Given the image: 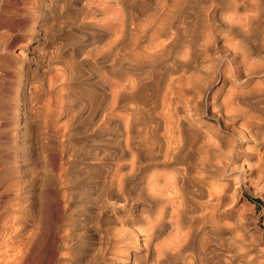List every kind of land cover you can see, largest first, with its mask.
<instances>
[{
	"label": "rangeland",
	"instance_id": "rangeland-1",
	"mask_svg": "<svg viewBox=\"0 0 264 264\" xmlns=\"http://www.w3.org/2000/svg\"><path fill=\"white\" fill-rule=\"evenodd\" d=\"M53 1L54 0H0V7H1L0 13L2 12V14H0V18H1L0 21L3 20V22H0V34L1 33H5L4 36L5 37L7 36L6 37L7 40L5 39V37L3 35L0 37V41H1L0 44L4 45V44H7L9 42L8 46L5 45V49H6L5 52H0V54H2V55H0V83L2 84V85L0 84V103H1L0 104V115L2 116L0 118V120L2 121V122H0L1 123L0 124V129H1L0 130V135H1L0 136L1 137L0 138V166H1V168H0V170H1V172H0V174H1L0 175V185H1L0 186V191L3 190V189L4 190L5 189H9L10 190L9 192H11L10 194H12V196H13V194H17V192H18V194L16 196L17 198L15 199V202H19V208H20V206H22L20 209H21V212L23 211L22 213H24V214H22L20 212V213H18V215L21 214L19 216L22 217V219L24 218L26 220L25 223H26V225H30L29 228L31 226H33L32 229L31 228L29 229L28 226H26V228L28 230H31L30 231L31 234H30V236L28 238H24L25 240H28V244H27L28 248L25 251V254H24L25 256L23 255L25 258L24 257L21 258V260L23 262L20 261V263H24V264H30V263L31 264H63V263L64 264H74V263L75 264H83V263L84 264H90V262H92V264H110L107 261V258L109 256L108 252H109L110 249L109 248H105V247L109 246V244L108 245L107 244L103 245V243H101V242H103L102 239L101 240H97L96 235L92 237L90 235V232H92V231L94 232L95 231L97 234H100V235L102 234L103 235L102 237H106V236L109 237V236L113 235V233L117 232L118 230L119 231L122 230V229L129 230L131 227L132 228L137 227L135 229H138V230L142 229L138 233L139 236L137 235V242L141 243L142 240H143L142 238L146 235V233L148 231L146 229V226L144 224H142V223L139 224V222H135V223L134 222L133 223H129V222L118 223V222L115 221V219L113 218V210L110 208V204H113V202H114L113 200L114 199L113 198H109V195L106 194L107 193V189L106 188H105V190L103 192L102 191L100 192V190H102V189L99 190L98 189L99 188V184H97V182L100 179L99 176H97V174L99 172L98 173L95 172V171H94L95 173L93 172V170H95L96 167L98 169L100 168V167H98V160L95 159V161H94V159L87 158L88 157L87 155H90L92 153V151L95 152L96 148H102V149L107 148L108 149L111 146V143L110 144H109V142L107 143V141H108L107 138L111 137V134H110L111 131L109 130L110 124L107 125V124L101 122V118H102L101 115L97 114V116H96V114H95L98 111L97 107H98V104L100 103L98 100L101 99L100 97H99V99H96L98 97L96 95L97 94L100 95V93L104 94V92H107V89L111 87V82L114 81L115 78H116L115 77L116 75L114 73L115 69H113V68H115V66L113 65L112 57H114V56L112 55V53L110 52L107 56H104L102 58L99 56L100 50L106 48L107 43L112 38V36L110 35L111 32H112V30H111L112 28H110V27H106L105 28V26L108 23L112 22L113 19L118 18L121 14L122 15L126 14L125 17L130 18L128 16L129 12H131V13L134 12V14H135L134 18H133V15L130 13L131 14V18H133L132 20H134L135 22H143V21H141L142 19L149 20V18L152 17V13L156 14V13L160 12L161 9L164 12H165V9L167 11H170L167 15L164 16L163 22H165V24H166L165 25V30L160 35L159 40L160 39L161 40L164 39L165 42H166L167 37H169V36H170V38H168L169 40H167V41H171L173 39H177L178 40L177 41L178 42V46L180 47L179 48L180 54L179 53L178 54H179V57L182 58L181 60L187 61L186 58L195 59V64H194V62H192V64H191V67H192L191 68V70H192L191 74H192V78H194L196 80H191V85H192V83H194V81H196L197 84H195L196 83L195 82L194 83L195 86H193L194 84L192 86L190 85L191 87L187 86L186 88H188V89L186 90V88H183L185 90H183L181 92L182 95H184V97H186L187 99H189L192 96L190 100H192V101L194 100L193 103L196 101V103L193 104L194 110L196 112H193L194 110H192V114L193 113H196V114H193L190 117L192 118L194 116L193 117V120H194L193 122L194 123H199L200 120H203V122L205 124L204 123L203 124L199 123L197 125H200L201 130H202L201 133H203L208 140H209V138L212 140L213 137L216 136V135H224V136H227V137L231 138V137H233V135L231 134L230 129L231 128H233V129L235 128L236 129V128H238V126H242L241 124L243 122V119L237 117L233 123L231 121L230 122H224L223 119H221L219 116H217L218 115V111L221 112V109L223 111V108L220 107L221 108L220 110H217V108L215 110H213V108H211V107H213L215 104H219L220 103L219 101L222 100L221 97L224 98V96H229L232 93L233 94L231 95V98L234 100L233 102L240 100L241 104H240V101H238L237 104L238 105L240 104L241 106L244 104L247 107L246 104L250 101L249 99L254 98V97L248 98V95H249L250 91L251 90L254 91L255 89L257 91L258 89H260V87L264 88V86H263L264 72L262 70H259V71L256 70V71H253V73L251 72L252 74L250 73V75L247 77V79L243 80L244 82L242 81L239 84H236L235 86L229 85L227 80H225L223 82L225 74L221 73L222 72L221 71L222 68L224 69V67L228 68V66H231L230 62L228 61V59H230V58L231 59L234 58L235 60H239L240 59L239 61H237L238 63H240L241 60H242V57L245 56L244 53H248V52L251 51L249 53V55H247L246 59H248V61L251 60L250 62H255L257 60L256 64L258 65V62H260V61H258V60H260L259 57H261L260 54H262L264 56V54H263L264 53V45H261V44L258 45L257 44L258 45L257 48H253L252 47V43H254L253 41H257L258 40L259 43L260 42L264 43V36H263L264 33H261V30H262V32H264V6L260 7V8H256L257 5H258L257 3H259L261 0H256V2H255V0H252V2H255L256 4L255 3L252 4L250 0H179V1L176 0V5L175 6L173 5V2L171 0H158V1L157 0H134V2L136 4L135 7L131 4L132 1L130 3L131 7L128 6L129 5L128 3L130 2V0H129V2H128V0H121L122 2L118 1L119 5L117 4V1H115V3H116L115 4L113 2L114 0H109V1H107V0H100V1L99 0H95V1L94 0H60L58 2L57 6L55 7L56 8L55 9L53 6H51V2H53ZM63 1H65V3H63ZM125 1H127L126 3L128 5L125 3ZM248 1L251 4H249ZM96 3H97V5H96ZM107 3H109L108 6H110L111 4H113V5L108 7V6H106ZM63 4H64V6H63ZM122 4L126 5L127 7H129V8H127L129 12L128 11L126 12V10L124 9L125 7ZM101 5L103 6V8H102ZM115 5H117V8L119 6V8L121 10L119 8L117 9ZM141 5H144V7L146 8L145 9L146 10L145 11V15H143V16L141 14H139V12L141 11V10H139V7ZM164 5H165L166 8H164ZM162 6H163V8H162ZM41 7H42V10L44 9L43 11L41 10ZM60 7H62V9ZM57 8H59V9H57ZM130 8H131V10H129ZM134 8L137 11L132 10ZM254 8H256V9H254ZM85 9H87L88 11L85 10ZM45 10L47 12L51 11V13L49 15L47 14L48 18H43V15L46 14ZM54 10H56V11H54ZM70 10L73 11V12H71ZM254 10L257 11L256 14H255ZM33 11L35 12V14H34ZM76 12L79 13V14H77ZM85 12H86V14H85ZM114 12L118 14V17H116L117 15ZM75 13L77 15H75ZM5 14H8L9 16L7 15V17H4V16H6ZM256 15H257V20H256L257 22H255L253 24L255 26L254 29H253V27H250V28L247 29L246 28L247 26L245 27L246 23H244L247 20L246 18L252 17V16L255 17ZM141 16H142V18H140ZM245 16H247V17H245ZM243 18H245V19H243ZM42 19H45V20H42ZM7 22H9V23H7ZM41 23H43V26H45V27H43L41 25ZM95 23H97V25ZM239 24H240V27H239ZM255 24H257V26ZM170 26L171 27L173 26V27L170 28ZM235 26H236V28L234 29L233 27H235ZM241 26H242L243 30H242ZM93 27L97 31V33H95L96 31H94V32L92 31V30H94ZM154 27H155L154 25H151V29L147 30L148 34L152 32V28H154ZM256 27H257V30L255 29ZM47 28H48V30H47ZM173 28H174L175 32L173 31ZM175 28H177V29H175ZM251 28L253 30L249 31V29H251ZM11 29H12V31H10ZM43 29H46L45 31H46V37H47V38L45 37V39L47 41L44 40L45 43H46V46L44 44L43 47H44V49H45V47H47L45 49V51L46 50H47V52L50 51V53L53 52L52 59L54 61L50 60V63H51L49 65L50 68H45L44 67L43 71H41L42 73H39V74L37 73V75L34 77V80H35L34 82L36 84H37V81H38V83L40 81L41 82L43 81L44 83H47V84H44L43 82L42 83L40 82L41 85H42V89L36 91L35 95L33 96L34 98L29 99V101L27 102L29 108H31V109H28L27 113H25V116L26 117L28 116V121H27L28 123H26V125L28 124L30 127L33 125L31 128L27 125L26 126L27 129H31L32 133H34V131L36 133L37 131L40 130L39 133L37 132L38 134L37 133L36 134L39 136V137L38 136L37 137L39 138V140H41L40 142L43 143L45 147L43 146V148H41L42 151L39 154H37V155H31V154L29 155V154H27L26 156H24V155H22L25 152L24 149L23 148H19V146L17 147L18 143H15V142H18V138L16 139L12 135L13 132H15L14 130H16V133H18L21 127H20V125H17V127H16V124L14 123V120L12 119V113L11 112H12V107L14 106L13 99L16 97V92L18 91L17 89H18V84L20 82L19 80L24 78V75H26L25 73L29 74V72L26 71V69L28 70V69H30L32 67L31 66L32 63L30 64V61H28V56L34 54L35 50L36 51L38 50V49H36V47H37L36 38L41 36L42 33L44 34L45 31L43 32ZM169 29H171V32H173L172 34H171V32H169ZM238 29H239V31H238ZM245 29H246V31H245ZM40 30H41V32H40ZM98 30L101 31L100 35L101 34L102 35L105 34L106 31L109 32V34L107 33L108 34L107 36L103 35L104 38L101 35L102 38H100V36L98 35L100 31H98ZM103 30H105V31H103ZM241 30L244 31V32H242ZM7 31H8V33H7ZM48 31H49V33H48ZM91 31L94 34H92ZM251 31L252 32L255 31L254 33L256 35L253 34V33H250ZM256 31L258 33L259 32L261 33L260 35H262V38H261V36L259 34H257ZM87 32H90V33L87 34ZM239 32H241V33H239ZM246 32H249L250 35H252L254 37V39H253V37H251L249 35V33H246ZM12 34H14V35H12ZM86 34L88 35V39L91 38V39L95 40L94 41L95 43H93V41L90 40V39H89V41L85 40V38L87 39ZM95 34H97L100 39H97V35H95ZM166 34H168V35H166ZM169 34H171V35H169ZM8 35L10 36V38H9ZM89 35H91V36L94 35L96 37L94 39V38H92L93 36L90 37ZM108 36H111V37H109L110 38L109 40H108V38L107 39L105 38V37H108ZM257 36H259L260 39L257 38ZM148 37L149 36H147V37L142 39V41L140 42V44L142 46H145V45L147 46V43L149 44L150 38H148ZM250 38H252V39H250ZM255 38H257V39H255ZM81 39L83 40V42H85V44H81L83 46H81L80 45L81 42H79ZM102 39H104V41ZM146 40L148 42H146ZM2 41L3 42L6 41V42L3 44ZM90 41H92V42H90ZM105 41H106V43H104ZM77 42H79V43H77ZM88 42H90L92 44H90V43L88 44ZM86 43L89 46H87ZM198 43H199V45H198ZM104 44H106V45H104ZM10 45H11V47H10ZM85 46H87V47H85ZM54 47H56V48L53 49ZM57 48H58V50L60 52L57 50ZM79 48L83 52H80ZM248 48H249V50H247ZM231 49H232V51H234L233 53L231 52ZM54 50H56L55 51L56 53H54ZM184 50H185V53L187 55L183 54ZM187 50H189V52ZM181 51H183V52L181 53ZM243 51H244V53H243ZM258 51H260V53H258ZM120 52L122 54L123 51H120ZM235 52H236V54H235ZM237 52H239V53H237ZM87 53H88V56H87ZM240 53H241V55H240ZM242 53H243V55H242ZM82 54H83V56H82ZM181 54H183V55H181ZM69 56H71V57H69ZM229 56H230V58H228ZM1 57H2V59H1ZM107 57H108V59H107ZM207 57H209L210 59H207ZM213 57H214V59H213ZM217 57H219V58H217ZM251 57H252V59L254 61H252ZM62 58H64V59H62ZM71 58H73V60H71ZM103 58L105 60L109 61V62H107L105 60L102 61ZM205 58H206V60H205ZM67 59H68V62H67ZM86 59H88V60H86ZM93 59H94V61H93ZM218 59L221 62H218ZM212 60H213V62H211ZM65 61H66V64H63L62 62H65ZM98 61L99 62L101 61L99 63L100 65L99 64L94 65V64L98 63ZM215 61H216L217 65L214 64ZM5 62H6V64H5ZM52 62H53V64H52ZM94 62H96V63H94ZM105 62H107V63H105ZM206 62H207V64L205 65L206 68L209 67V68H212V69H209V68L206 69L204 67V64ZM78 63H79L80 66L77 65ZM198 63H199V65H198ZM223 63H224V65H223ZM2 64H4V65L2 66ZM227 64H228V66H227ZM66 65L67 66L69 65V66L67 67ZM211 65L213 67H211ZM241 65L243 66V64H241ZM241 65H240V67H241ZM7 66L9 68H7ZM16 66H17V68H16ZM149 66H150V63H145L143 68L144 67L147 68ZM193 66L195 68H193ZM202 66H203V69H205L204 72H203ZM218 66H220V67H218ZM65 67H67V68H65ZM70 67H71V69H70ZM219 68H221V69H219ZM47 69H49V70H47ZM67 69H69L73 73V76L72 75L71 76H72V78L73 77L74 78L72 79L73 81L70 80L71 83L68 80H65L67 78L71 79V78H69L70 77L69 76L70 71L67 70ZM18 70H22V71H18ZM59 70H60V72H59ZM64 70L67 71L69 74H67L66 72L64 73L65 76L60 74ZM207 70H209V71H207ZM211 70H213V71H211ZM215 70H217V71H215ZM11 71H13V72H11ZM75 71H76V74L74 73ZM205 71L207 73H210V71H211V73L213 72V74H211V73L210 74H205ZM7 72H9V73H7ZM216 72H217V74H216ZM12 73L15 74V75L10 76V75H12ZM19 73L22 74V75H20ZM77 73L80 74V75H78ZM66 74H67L68 77L66 76ZM156 74L157 73H153V75H154L153 76L152 73H151V75L153 77L158 76V74L157 75ZM18 75H20V76H18ZM212 75L215 76V78H212L213 77ZM41 76H44V78L42 77V79H41ZM58 76H59V78H58ZM60 76H62V79H61ZM84 76H86V77H84ZM241 76H243L242 67H241ZM14 77H15V79H14ZM19 77H21V78H19ZM198 77H201L200 80H199ZM211 78H212V80H211ZM74 79L77 82H74ZM94 79L95 80H97V79L99 80V82L101 83V87H102L101 89H100V86L97 84L98 82L96 81L97 82L96 83ZM197 79L199 81H197ZM209 79L212 81V83L210 82ZM82 80H83V82H82ZM55 81H57V82H55ZM66 81H67V83H70V84H67ZM59 82H64V85H66V86H63V88L59 87ZM208 82H210V83H208ZM56 83H57V85H56ZM94 83H95V85H98L97 89H96L95 85L94 86L92 85ZM65 87H67L68 89L72 87L73 89L67 90V91H69V93H67V91L64 93V91L66 89ZM54 88H55V91H54ZM92 88H94V89H92ZM103 89H105L106 91L105 90L103 91ZM110 89H112V88H110ZM110 89H108V90H110ZM231 89L234 90V91H232ZM42 91H43V93H42ZM94 91H95V93H93ZM96 91L99 92V93H96ZM51 92H52V94H51ZM56 92L57 93L61 92V93L57 94ZM230 92H231V94H230ZM76 93H77V96L75 95ZM90 93L94 94L95 96L90 94ZM226 93H228V94H226ZM68 94H69V96H68ZM72 94H73V97H72ZM88 94H90V95H88ZM37 95L39 96V98H40V96L44 95L42 97L44 99L40 98L41 99L40 100L38 98H35ZM47 96L49 97L48 100H47ZM196 97L199 98L200 100L197 99ZM2 98H4V99H2ZM83 98L85 99V101L83 100ZM92 98H94V100L90 101ZM35 99L40 100L39 101L40 103H37L38 101H36V103H35L37 105L32 103V101H34ZM218 99H221V100H218ZM241 99H243V100H241ZM78 100H79V102H78ZM95 100L98 101L97 104L94 103L95 105H97V107L95 105L94 106L92 105L93 101H95ZM41 101H42V103H41ZM88 101H90V102H88ZM73 102L75 103V105L77 104L76 105L77 107L75 106L76 109H75V113L74 114L72 113V112H74V103ZM80 102L82 104L81 106L79 105ZM82 102H84L86 104H83ZM242 102H244V103H242ZM51 103L52 104L55 103V104L51 105ZM128 103H130L129 105L132 106V105L136 104L137 102H135V100L131 99V100L128 101ZM33 104H34V106H33ZM42 105H43V107H42ZM78 105L80 106V108L82 107L83 110L84 109L85 110L84 111L83 110L78 111L80 109ZM84 105H86L89 108V110H87L88 108H86V106H84ZM244 105L242 106L243 108H244ZM58 106H59V108H58ZM34 107H35V109H34ZM39 107H41V108H39ZM71 107H73V108H71ZM94 107L96 108V110H95ZM37 108H38L39 112L42 111L41 112L42 115L40 114L41 115L40 117L38 116V111H36L37 115L35 114V110ZM42 108L43 109L46 108L45 110H47V111L41 110ZM51 108L53 110H50ZM210 108H211V110H210ZM92 109L94 111H92ZM29 110H31L30 112H32L34 114L30 113ZM69 110H71V111L73 110V111L70 112ZM5 111H6V113H5ZM52 111H53V113H52ZM86 111H89V112H92V113H88L86 115L85 114V113H87ZM8 112H9V114H8ZM68 112H70V113H68ZM77 112H79L80 117H79V114ZM98 112L100 113V111H98ZM179 112L182 113L181 111H179ZM43 113H44V115H43ZM61 113H62V115H61ZM46 114L49 115V117L52 119V121L54 123L57 121L55 124H58L59 127L61 126L62 128H58L56 130H52L51 132L45 131V129H43L41 127L42 126V122L41 121L43 120V116H46ZM68 114H70L69 115L70 119H69ZM83 114L86 115L84 117L86 120L83 118V116H84ZM89 114H92V117H88ZM3 115H4V117H3ZM81 115H83V116H81ZM99 115H100V118H99ZM32 116H33L34 119H32ZM36 116L39 117L38 121H36L37 119H35V118H37ZM260 116H261V119H262V115H260ZM263 116H264V113H263ZM57 117L58 118L60 117L61 119L57 120ZM65 117H66V121H64V122L66 124L63 121H62V123H58L59 121L61 122V120H63V118L65 119ZM93 117H98L100 121L98 120V118H94V120L96 119L97 122H96V120L94 121ZM9 119H11V120H9ZM87 119H91V120H87ZM3 120H4V122H3ZM5 120H7V121H5ZM77 120H80V122L77 121ZM82 121H85V122L82 123ZM36 122H39V123H36ZM67 122L70 123V124L67 125L68 124ZM263 122H264V119H263ZM10 123H11V125H10ZM31 123H35V124H31ZM37 126H39V127H37ZM69 126H71L72 128L69 127ZM188 127H191V124ZM32 128H33V131H32ZM67 128H68V130H67ZM87 129H89V130L87 131ZM91 129H93V130H91ZM209 130H211V131H209ZM67 133L68 134H73V135L71 136V135H68ZM76 133H78V134L76 135ZM104 133H106V134H104ZM107 134L109 135V137L105 138V136H107ZM103 135H104V137H102ZM57 137H59V138H57ZM248 137L249 136H246V138H245L247 141L244 140V141L241 142L239 140L238 141L236 140V142H237L236 144L239 143L238 144L239 146L243 145V146L247 147V150L249 149L250 152L253 151L251 153V155H249L248 159L244 161L246 163L241 161V157L238 158L237 162L239 163L241 161V163H242L241 168H242V172L244 174L241 173L239 175V173L237 171H231L229 167L232 168L233 165H229L230 164V162H229L228 165H226L224 167V171L219 172L220 173V174H218L219 176H215L214 177V179H217V181H214L216 186L220 185L219 187H217L215 189H217V190H219V192L223 193L222 199H221V203H222L223 206L225 205L224 206L225 208L224 207H222V208L224 210H228L229 211V212L226 211V213L223 214L220 217V219H219V223L221 225L225 226L224 227L225 231H223V233L221 232L220 237L226 243V247L228 246L227 248H224V250L222 251V255L225 256L227 254L226 255V257H228L227 260H226V257H223V256H221V257H223L226 261H228V259H229L231 261V264H237V262H238V264L243 263V254L246 255L247 259L248 258H250V259L251 258H256L257 262H255L253 264H257V263L258 264H264V172L261 170V164H259V162H262V161L258 157V155H261L260 152L264 150V147H263L264 145L254 146L253 138H250L251 136L249 138ZM98 138L100 140L103 138L105 141L106 140L107 141H106V143H104L105 141L104 142H102V141L97 142ZM11 139H13L14 141L11 140ZM50 139L51 140L53 139L55 141H51ZM13 142H14V144H13ZM35 142H36V144H38L37 142H39V141H35ZM40 142H39V144H40ZM101 142L103 143V146H102ZM63 143H64V145H62ZM99 143L101 144V146H100ZM107 145H108V147H107ZM77 146H79V147H77ZM223 147H224V145H223ZM61 148L67 150L68 153H69V150H70V152H73V157H72V155L68 157L69 160H71L72 162L67 163L69 160L68 161L65 160V157H66L65 152H64V154H61L62 156L60 155V151L59 150ZM79 148H80V150H79ZM85 148H87V149H85ZM84 149L87 150V151H85ZM88 149H89V151H88ZM223 149H221L222 152L226 154L227 153V148H223ZM257 149H258L259 152H257ZM77 150L80 151V152L78 153ZM13 151H15V152L18 151V153L17 154L13 153ZM3 152H6V153H3ZM18 154H20V155H18ZM74 154L79 155V156H76ZM82 154H84V155H82ZM92 154L90 156H92ZM262 154H263V152H262ZM255 155H257V158H259V159H257ZM56 156H58V157H56ZM84 156H86V157H84ZM20 158L24 159V160H21ZM41 159H43V160H41ZM55 159H57V160H55ZM83 159L86 160V161H84ZM2 160H3V162H2ZM12 160H14V161H12ZM35 160H36V162H35ZM88 160H90V161H88ZM257 161H258V164H257ZM21 162H24V163H21ZM32 163L33 164L35 163L34 165H32L33 167L31 166ZM14 164L16 166H14ZM41 164L43 165L42 167H41ZM54 164H55V166H54V170H53L52 168H53ZM81 164H82L83 167L81 166ZM86 164L89 165V166H87ZM7 165H9L11 167L12 171L10 170V174H8L9 171L6 168H3L5 166H7ZM11 165L14 166V167H12ZM25 165H27L29 167L31 166L32 168L28 169L29 167H27ZM49 165H52V167L50 168ZM90 165H92V166H90ZM93 166H94L95 169L91 168ZM17 167H19V169ZM23 167H24V169H23ZM73 167L76 168V169L78 167L79 168L76 170ZM163 167L164 166L159 164V163L152 164V165H150L148 167L149 169L146 168V171H144L143 175H144V177L145 176L146 177H150V176H152L154 174H159V175H161V178H162V175H164L165 173H168L169 170H170L168 167H164V168ZM33 168H34V171L32 170ZM42 168H44V171H43ZM70 168H72L71 171H69ZM4 169H6V170H4ZM30 170L32 171L33 174L31 173ZM64 170H66V171H64ZM18 171L22 172V173H19ZM26 171H28V173ZM90 171H92L91 174H90ZM96 171H97V169H96ZM101 171H104L103 168L101 169ZM34 172H35L36 176H35ZM61 172H62V174H61ZM72 172H74V173H72ZM147 172H148V174H147ZM14 173H15V175H14ZM23 173H25L26 176H25V174L23 175ZM92 173L95 174L94 175L95 178L98 177L97 178L98 180H95L96 182L94 181L95 178H93ZM100 173L103 174V172H100ZM100 173L98 175H101ZM42 174H43V176H42ZM75 174H76V176H75ZM235 174H237L239 177L236 176ZM56 175L57 176L59 175V176L57 177ZM78 175H81V178H79ZM147 175H150V176H147ZM259 175H261V176H259ZM6 176H7V178H6ZM19 176H20L21 179L19 178ZM22 176H23V178H22ZM32 176H34L35 178L32 177ZM62 176L64 177L65 180L61 178ZM30 177H32V178H30ZM39 177H42L41 180H40ZM67 177H68V179H67ZM76 177H77V180H76ZM234 177L236 179H234ZM260 177H263V178H260ZM37 178H39V181H38ZM232 178L235 181H230V179L232 180ZM17 179H19V180H17ZM26 179H27L28 182L26 181ZM29 179H31V180L29 181ZM32 179H34L35 182L37 180V183L32 182L33 181ZM22 180H24L26 182H24ZM56 180H57V182H56ZM67 180H69V181H67ZM7 182L10 183V184H8ZM136 182H137L136 180H133L132 183H134V184L132 185V183H130V185L132 186V190L135 189L134 190L135 193H136V186H137V185L135 186ZM26 183H30V184H28V186H26L27 185ZM34 183H35V186H34ZM92 183H93V185H90ZM5 184H7V185H5ZM31 184L33 185V187H32ZM86 185H88V186L86 187ZM224 185L226 186V188L223 187ZM15 186H17V187H15ZM21 186H22V188H21ZM26 187H28L29 189L28 188L26 189ZM51 187H53V189ZM214 187H215V185H214ZM88 188H90L91 190L88 189ZM219 188L221 189V191H220ZM15 189H17V190H15ZM20 189H21V191H19ZM223 189H228V190H225L227 192L228 196L225 197L224 194H226V192ZM28 190L30 191V193H29ZM95 190L99 191L100 193L96 192ZM9 192H7L8 195L7 194L6 195H2L3 200H6V199L12 197L9 194ZM84 192L86 194L90 193L91 195L88 196L89 195L88 194L87 196H85L86 194ZM71 193L73 194V196L71 195ZM135 193L133 195H136ZM21 194L23 195V197H22ZM29 194H31V195L29 196ZM102 196H104V197H102ZM87 197H88V199L90 201L87 199ZM91 197H93V199H94V197H96L97 199H99L100 202L98 203V200L96 201V198H95V200H93ZM19 198H21V200ZM34 198L37 199V200L32 202L34 200ZM107 198H109L108 201L106 200ZM38 200H39L40 203L38 202ZM58 200H59L60 203L57 202ZM87 200L89 201L90 204L95 201L96 203L95 202L93 203L95 206H93L92 204L91 205L90 204L86 205L88 203ZM101 200H104V201L102 202ZM28 201L31 202V204L27 203ZM86 201H87V203H86ZM91 201H93V202H91ZM226 201H227V203H226ZM23 202L27 203L25 205L29 204L28 205L29 207L28 206L25 207ZM41 202H43V203H41ZM79 202L82 203V204H80ZM20 203H21V205H20ZM36 204L38 205L39 208H37ZM83 204H85V205H83ZM79 205H80V207H79ZM105 205L106 206L108 205V206L104 209L103 207H105ZM90 206H93V207H90ZM143 206H144V208L147 207L146 205H143ZM84 207L89 208V210H91V209L92 210L87 212L88 209L85 208V210H86L85 211V210H83ZM153 207H155V209H157L156 205H154ZM75 208H77V209H75ZM79 208H80V210H79ZM155 209H153V211ZM31 210L33 212L36 211L34 213L35 215L33 214V212ZM84 211H85V213L87 212L86 213L87 215L84 213ZM95 211H97V212H95ZM30 212H32V213H30ZM81 212H82V214H80ZM91 212L94 213V214L92 215ZM29 213L33 214L34 216L30 215ZM88 213H90V214L88 215ZM71 214H73V215H71ZM26 215H28V216H26ZM151 215L153 216L154 212ZM229 215H231V217ZM225 217H227V218H225ZM76 218H78V219H76ZM84 218H86L87 220L84 219ZM93 218H94L95 221L93 220ZM28 219L31 221L30 223H29ZM90 219L93 220V221L91 222ZM27 220H28V222H27ZM88 220L90 221L89 223H88ZM225 220H227L228 223H227V221L224 222ZM32 221H33V223L34 222L35 223L33 224ZM85 221H87V222H85ZM82 222H83V224H82ZM123 224H125V225H123ZM143 225L145 227V231L143 229ZM234 225H236V227ZM128 226H130V227L128 228ZM142 231L145 233V235H144V233H140ZM181 231L182 232H180V233H183L184 229L183 230L181 229ZM240 232L243 233V236L245 235V237H243ZM170 233L171 234L173 233V234L171 235ZM170 233L169 234L165 233L164 236L161 235L160 237L161 238L163 237V238L161 239L160 237H158V240H156L157 242L156 241L155 242L157 244H162V245L164 243L167 244L168 242L171 241V239L173 238V235H174V232H170ZM222 234H224L225 236L222 235ZM167 236L169 237L168 239H167ZM226 236H228L230 238H228L225 241V237ZM233 237L238 238V241L234 240ZM174 238H175V235H174ZM245 238H246V240H244ZM169 239H170V241H169ZM164 240H166V242ZM7 241L10 242L9 240H7ZM91 241H93V242L91 243ZM239 241H243V242H239ZM242 244H244V245H242ZM230 245H232V246H230ZM49 246H51L52 248L50 249ZM102 247H103V249H102ZM98 248H99V250H97ZM104 248H105V250H104ZM93 249H94V251H93ZM226 249H229V250H228V252L225 253V251H227ZM49 250H50V254L51 255L49 254ZM188 250L189 249H187L185 251V253H184V255H185L184 257H186L185 259L184 258L183 259L177 258L178 260H176L175 258H172L174 260L173 261L171 258H169V259L160 258L161 261H159L158 264H172V263L173 264H179V262L181 260L182 261L180 262V264H189V263L191 264L192 262L194 264H196L195 260H196V262H198V261H197V259L193 260V258H196L195 254L193 253L194 251H192L191 249L189 251ZM236 250H237V252H234ZM244 250H245V253L243 252ZM114 251H116V250H114ZM132 251L133 250L128 251V256H130V253H132ZM191 251H192V253L189 254ZM121 252H123V251H118L117 253L121 254ZM187 252H189V253H187ZM229 252H231L232 254L229 253ZM97 253H99V254H97ZM141 253H142V251L139 250V254H141ZM102 254L105 255V256L103 257ZM230 254H231V256H230ZM252 254H254V255L252 256ZM47 255H50V258ZM189 255H191V258H190ZM209 255H210V257H209ZM209 255L208 254L206 255L208 257L206 259V261L205 260L204 261L201 260V262H203V263H201V262L199 263L198 262L197 264H206V263L209 264L208 262H210V264H214L213 263L214 259L212 260V258H211L212 254H209ZM138 256L139 257H138L137 260H135L134 264H141V263L145 262L144 261L145 259H144V257L142 255H141L142 257L140 255H138ZM230 257H231L232 260L230 259ZM86 258L88 259L87 261H86ZM24 259L25 260L27 259V260L25 261ZM130 259L131 258H128V260H127L128 262L127 263H129V262L131 263ZM117 260H121V259H117ZM162 260H164V261H162ZM168 260H169L170 263H168ZM235 260H237V261H235ZM228 263L230 264L229 261L226 264H228ZM247 263L250 264L249 262H247ZM147 264H157V263L150 261Z\"/></svg>",
	"mask_w": 264,
	"mask_h": 264
},
{
	"label": "bare ground",
	"instance_id": "bare-ground-1",
	"mask_svg": "<svg viewBox=\"0 0 264 264\" xmlns=\"http://www.w3.org/2000/svg\"><path fill=\"white\" fill-rule=\"evenodd\" d=\"M60 0H54L53 2H51V6H53L54 8L57 6L58 2ZM95 1V0H94ZM100 1V0H99ZM109 1V0H107ZM115 1L122 2L121 0H114L113 2L115 3ZM132 1V3H131ZM158 1V0H157ZM173 2V5H176V0H171ZM179 1V0H178ZM252 4H254L256 2H252V0H250ZM127 1H125L126 3ZM129 2V0H128ZM143 2V1H142ZM141 2V3H142ZM156 2V1H155ZM168 2V1H167ZM249 2V1H248ZM261 2V3H260ZM259 3H257V7L256 8H260L264 6V0L260 1ZM63 3H65V1H63ZM81 3V2H80ZM130 3L135 7L136 4L134 2V0H130V2L127 4L128 6L131 7ZM135 5H134V4ZM249 2V4H251ZM94 4V3H93ZM116 4V3H115ZM148 4V3H147ZM256 4V3H255ZM62 5V4H61ZM92 5V4H91ZM97 5V3H96ZM109 3H107L106 6H108ZM113 5V4H111ZM110 5V6H111ZM119 5V4H118ZM121 5V4H120ZM123 5V4H122ZM64 6V4H63ZM62 6V7H63ZM95 6V5H94ZM93 6V7H94ZM102 6V5H101ZM108 6V7H110ZM117 8V5H115ZM124 9L126 10V12L128 11L126 5H123ZM252 6V5H251ZM256 6V5H255ZM62 7H60L62 9ZM88 7V6H87ZM114 7V6H113ZM138 7V6H137ZM51 8V7H50ZM89 8V7H88ZM91 8V7H90ZM103 8V6H102ZM101 8V9H102ZM119 8V6H118ZM117 8V9H118ZM163 8V6H162ZM164 8L165 5H164ZM253 8V7H252ZM254 8V9H256ZM1 9V7H0ZM56 9V8H55ZM59 9V8H57ZM77 9V8H76ZM108 9V8H107ZM120 9V8H119ZM146 8L144 7V5H141L139 7V10H141L139 12V14H141L142 16L145 15V10ZM3 10V9H2ZM1 10V11H2ZM42 10V7H41ZM44 10V9H43ZM42 10V11H43ZM75 10V9H74ZM78 10V9H77ZM87 10V9H85ZM84 10V11H85ZM90 10V9H89ZM94 10V9H93ZM121 10V9H120ZM124 10V11H125ZM131 10V8L129 9ZM134 11H137L134 9H132ZM253 10V9H252ZM258 10V9H257ZM46 11V10H45ZM56 11V10H54ZM71 11V10H70ZM76 11V10H75ZM74 11V12H75ZM88 11V10H87ZM255 11V10H254ZM31 12V11H30ZM34 12V11H33ZM59 12V11H58ZM73 12V11H71ZM93 12V11H92ZM129 12V11H128ZM170 11H167L165 9V12L162 11V9L160 10V12L158 13H152V17L149 18V20L147 19H142L141 21L143 22H135L134 20H132L134 18V12L128 13V16L130 18L125 17L126 14L124 15H120L118 17V14L115 13L118 17L116 19H113L112 22L108 23L106 27H110L112 28V32H111V36L112 38L110 39L108 37H105L106 39L108 38V40L110 39V41L107 43L106 48L101 49L100 50V54L99 56L102 58L104 56H107L110 52L112 53V55L114 57H112L113 60V65L115 66V80L111 82V87L112 89L108 90L107 92H104V94L100 93L97 94L96 96H98L96 99H99V97L101 99H99L98 101L100 102L97 105L98 101H93L92 105L96 106L98 108V111H100V113L97 111L95 114L97 116V114L101 115V122L109 125V130L111 131V137H109V135L107 134L106 137L107 138V143L109 142V144L111 143L110 148H96L95 152L92 151V156L87 155L89 159H95L98 160V167H100L99 169L96 167V169L93 167V172H103V174L98 175L99 176V181L97 182V184H99V190L100 192L104 191L105 188L107 189V193L109 195V198H113L114 202L113 204H110V208L113 210V218L115 219L116 222L118 223H124V222H129V223H135V222H139L144 224L146 226L147 229V233L145 235V233L142 231L140 233H144V237L142 238V242L139 243L137 242V235L139 236V231L142 230H138L135 228H130L129 230L126 229H122V230H118L117 232L113 233V235L109 236V237H102L103 235L101 234H97L95 231L90 232V235L93 237L96 235L97 240H101L104 244H109V246L105 247V248H109V256L107 258V261L110 264H134L135 260L138 259V255H142L144 257V261L141 264H145L146 262H155V263H159L160 258L162 259H169V258H175L176 260L179 259H185L186 257H184V253L187 249H191L192 251H194L193 253L195 254L197 261L200 263L201 260L202 261H206V259L208 258L206 255L208 254H212L211 258L212 260L214 259L213 263L214 264H226L228 261L231 264V261L226 257V255H222V251L224 250V248L226 247V243L224 242V240L220 237L221 232L223 233V231H225L223 225H221L219 223V219L220 217L226 213V211L228 210H224L222 207H224L221 203V199H222V195L223 193L219 192V190L215 189L219 186H216L214 181H217V179H214L215 176H219L218 174H220L219 172L224 171V167L226 165H228V163L230 162L229 165H233V167H229L231 171H237L239 173V175L242 172V163L241 161H245L248 159L249 155H251L250 150H247V147L243 146V145H238L236 144V140L238 141H244L246 140V136H251L250 138H253V142H254V146H259V145H264V88L258 89L256 91V89L253 91L251 90L248 98L254 97L252 99H249L247 102V107L244 105V108L240 105L241 101H240V106L237 104L238 101L233 102L234 100L231 98V92L234 91L232 90L230 92L231 95L229 96H224L221 97V100L219 101V104H215L213 107V110H215L217 108V110H220L222 107L223 111L221 109V112L218 111V115L221 119H223L224 122H234L235 119L237 117L243 119L242 122V126H238V128H231V134L233 135V137H227L224 135H216L213 137V139L211 140L209 138V140L205 137V135L203 133H201V127L200 125H197L199 123H204L203 120H200L199 123H194L193 121V117L191 118L190 116H192V110H194L193 104L196 103V101L193 103L191 99V97L189 99H187L186 97H184V95H182V91L185 90L183 88H186L187 86L191 85V80H196L194 78H192V74H191V64L192 62H194L195 64V59H187V61H183L181 60L182 58L179 57V46H178V40L177 39H173L171 41H167L169 40L167 37V40L165 42L164 39H160L159 37L160 35L163 33V31L165 30V22H163L164 20V16L167 15ZM257 11H255L256 14ZM4 13V12H3ZM6 13V12H5ZM46 14L43 15V18H48V15L51 13V11H46ZM56 13V12H55ZM77 13V12H76ZM79 14V13H77ZM95 13V12H94ZM122 13V12H121ZM133 15V18H131V14ZM175 13V12H174ZM254 13V12H253ZM260 13V12H259ZM2 14V12L0 13ZM35 14V12H34ZM38 14V13H37ZM36 14V15H37ZM48 14V15H47ZM86 14V12H85ZM151 14V13H150ZM4 15V14H3ZM2 15V16H3ZM7 17L8 14H5ZM40 15V14H39ZM95 15V14H94ZM113 15V14H112ZM253 15V14H252ZM258 15V14H257ZM257 15L255 17H248L246 18V23L245 27L248 29L250 27H253L254 29V23L257 22ZM9 16V15H8ZM42 16V15H41ZM81 16V15H80ZM139 16V15H138ZM137 16V17H138ZM142 16L140 18H142ZM74 17V16H73ZM76 17V16H75ZM247 17V16H245ZM114 18V17H113ZM242 18V17H241ZM1 19V18H0ZM7 19V18H6ZM5 19V20H6ZM33 19V18H32ZM90 19V18H89ZM245 19V18H243ZM45 20V19H42ZM95 20V19H94ZM7 21V20H6ZM81 21V20H80ZM92 21V20H91ZM0 22H3V20H1ZM34 22V21H33ZM36 22V21H35ZM71 22V21H70ZM9 23V22H7ZM6 23V24H7ZM39 23V22H38ZM45 23V22H44ZM104 23V22H103ZM107 23V22H106ZM171 23V22H170ZM238 23V22H237ZM241 23V22H240ZM76 24V23H75ZM97 25V23H95ZM101 24V23H100ZM34 25V24H33ZM41 25L43 26V23H41ZM46 25V24H45ZM88 25V24H87ZM91 25V24H90ZM151 25H154L155 27L152 28V32L148 34L147 30L151 29ZM169 25V24H168ZM172 25V24H171ZM236 25V24H235ZM238 25V24H237ZM242 25V24H241ZM253 25V26H252ZM257 26V24H255ZM259 25V24H258ZM31 26V25H30ZM40 26V25H39ZM80 26V25H79ZM233 26V25H232ZM261 26V25H260ZM2 27V26H1ZM9 27V26H8ZM45 27V26H43ZM103 27V26H102ZM167 27V26H166ZM173 27V26H172ZM170 26V28H172ZM230 27V26H229ZM240 27V24H239ZM238 27V28H239ZM244 27V28H245ZM234 29L236 28L233 27ZM242 28V26H241ZM260 28V27H259ZM258 28V29H259ZM9 29V28H8ZM37 29V28H36ZM94 29V27H93ZM168 29V28H167ZM177 29V28H175ZM252 28L249 29L253 30ZM257 30V27L255 28ZM262 29V28H261ZM42 30V29H41ZM40 30V32H41ZM46 29H43V32ZM48 30V28H47ZM90 30V29H89ZM101 30V29H100ZM98 30V31H100ZM243 30V28H242ZM241 30V31H242ZM12 31V29L10 30ZM51 31V30H50ZM93 32L96 31L95 29L92 30ZM91 31V32H92ZM105 31V30H103ZM174 31V28H173ZM177 31V30H176ZM239 31V29H238ZM246 31V29H245ZM248 31V30H247ZM259 31V30H258ZM6 32V31H5ZM30 32V31H29ZM37 32V31H36ZM52 32V31H51ZM92 32V34H94ZM166 32V31H165ZM169 32H171V29H169ZM168 32V33H169ZM175 32V31H174ZM237 32V31H236ZM244 32V31H242ZM255 32V31H254ZM254 32H250L255 34ZM257 32V31H256ZM8 33V31H7ZM49 33V31H48ZM85 33V32H84ZM90 32H87V34ZM97 33V31L95 32ZM101 31L99 32V36L100 38L103 37V35H108L109 32L106 31L105 34H101ZM103 33V32H102ZM108 33V34H107ZM173 32H171L172 34ZM241 33V32H239ZM249 33V32H246ZM249 33V35H250ZM261 33L262 32L261 30ZM260 32L257 34H261ZM41 34V33H40ZM45 34V35H44ZM44 34L42 33L41 36L36 38V44L37 47L36 49H38L37 51H34V54L29 55L28 56V61H30V64L32 63V67L30 69H26V71L29 72L25 73L26 75H24V78L19 80V84H18V91L16 92V97L13 99V104L14 106L12 107V119L14 120V123L17 125H20V130L18 133H16V130H14L15 132H13V136L17 139L18 138V143L17 147L19 146V148H23L24 149V156H26L27 154H31V155H37L39 154L44 146L43 143H41L39 140V136L37 135L39 133V131H37L35 133L31 132V129H27V125L26 123H28V116H25V113H27L29 108L27 102L29 101V99L34 98L33 96L35 95L36 91L42 89V85L41 83L43 82H39L37 81V84L34 82V77L37 75V73H42L41 71H43L44 67L45 68H50L49 65L50 60L54 61L52 59L53 57V52L50 53V51L47 52V50L45 51V49L47 47H43V45L46 43L44 40L46 37V31L44 32ZM52 34V33H51ZM87 39L85 38V40H92L93 43H95L93 39L89 38L88 39V35ZM169 34V35H171ZM4 36L5 33H1V36ZM11 35V34H10ZM14 35V34H12ZM97 35V34H95ZM97 35V39H100ZM168 35V34H166ZM241 35V34H240ZM246 35V34H245ZM256 35V34H255ZM254 35V36H255ZM9 36V35H8ZM81 36V35H80ZM90 37L94 38L96 36L94 35H89ZM149 36L148 38H150L149 44L147 43V46H142L140 44V42L142 41L143 38ZM177 36V35H176ZM251 37H253L252 35H250ZM249 36V37H250ZM262 38V35H260ZM264 36V34H263ZM5 37V36H4ZM3 37V38H4ZM7 37V36H6ZM5 37V39H6ZM14 37V36H13ZM78 37V36H77ZM85 37V36H84ZM173 37V36H172ZM171 37V38H172ZM245 37V36H244ZM10 38V36H9ZM8 38V39H9ZM12 38V37H11ZM47 38V37H46ZM82 38V37H81ZM104 38V37H103ZM184 38V37H183ZM246 38V37H245ZM257 38L260 39L259 36H257ZM255 38V39H257ZM50 39V38H49ZM52 39V38H51ZM186 39V38H185ZM192 39V38H191ZM252 39V38H250ZM254 39V37H253ZM3 40V39H2ZM7 40V39H6ZM104 41V39H102ZM164 40V41H163ZM197 40V39H196ZM195 40V41H196ZM47 41V40H46ZM74 41V40H73ZM72 41V42H73ZM78 41V40H77ZM90 41V42H92ZM102 41V42H103ZM1 42V41H0ZM3 42V41H2ZM6 41L3 42V44ZM8 42V41H7ZM11 42V41H10ZM70 42V41H69ZM79 42L80 45L81 44H85V42H83V40L81 39ZM77 42V43H79ZM87 42V41H86ZM88 42V44L90 43ZM100 42V41H99ZM146 42H148L146 40ZM189 42V41H188ZM249 42V41H248ZM254 43H252V47L253 48H257V46L259 44L264 45V43H259V41H253ZM9 43V42H8ZM7 44H0V52H5V45L8 46ZM48 43V42H47ZM67 43V42H66ZM65 43V44H66ZM98 43V42H97ZM106 43V41L104 42ZM187 43V42H186ZM250 43V42H249ZM70 44V43H69ZM73 44V43H72ZM71 44V45H72ZM92 44V43H90ZM146 44V43H145ZM191 44V43H190ZM258 44V45H257ZM64 45V44H63ZM62 45V46H63ZM79 45V46H80ZM87 45V43H86ZM106 45V44H104ZM199 45V43H198ZM201 45V44H200ZM260 45V46H261ZM4 46V47H3ZM83 46V45H81ZM89 46V45H87ZM85 46V47H87ZM92 46V45H91ZM11 47V45H10ZM71 47V46H70ZM186 47V46H185ZM192 47V46H191ZM56 47H54L53 49H55ZM63 48V47H62ZM89 48V47H88ZM250 48V47H249ZM249 48L247 50H249ZM13 49V48H12ZM11 49V50H12ZM52 49V48H51ZM84 49V48H83ZM82 49V50H83ZM233 49V48H232ZM231 52L233 53L234 51ZM263 49V48H262ZM58 50V48H57ZM252 50V49H251ZM254 50V49H253ZM10 51V50H9ZM56 50H54V53ZM59 51V50H58ZM57 51V52H58ZM80 52L81 49L79 48ZM120 51H123L122 54ZM189 52V50H187ZM229 51V50H228ZM240 51V50H239ZM262 51V50H261ZM12 52V51H11ZM60 52V51H59ZM58 52V53H59ZM183 51H181L182 53ZM251 52V51H250ZM243 53L245 54V58L242 57L241 60V64H243V66L238 63L237 61L239 60H234L230 58V56L228 58V61L230 62L231 66H228V68L224 69L222 68V72L224 75V79L223 82L225 80L228 81L229 85L231 86H235L236 84H239L240 82H242L243 80H246L247 77L250 75V73L253 71H259L262 70L264 72V56L262 54L260 58V62H258V65L255 62H250L248 61L247 55H249V53ZM253 52V51H252ZM14 53V52H13ZM21 53V52H20ZM19 53V54H20ZM24 53V52H23ZM179 53V54H178ZM228 53V52H227ZM239 53V52H237ZM242 53V55H243ZM258 53H260V51H258ZM7 54V53H6ZM25 54V53H24ZM23 54V55H24ZM84 54V53H83ZM82 54V56H83ZM183 54L185 53V50L183 52ZM181 54V55H183ZM236 54V52H235ZM234 54V55H235ZM256 54V53H255ZM264 54V53H263ZM2 55V54H0ZM22 55V54H21ZM111 55V54H110ZM187 55V54H186ZM185 55V56H186ZM189 55V54H188ZM241 55V53H240ZM253 55V54H252ZM27 56V55H26ZM66 56V55H65ZM68 56V55H67ZM88 56V53H87ZM90 56V55H89ZM98 56V55H97ZM222 56V55H221ZM227 56V55H226ZM225 56V57H226ZM254 56V55H253ZM263 56V57H262ZM24 57V56H23ZM71 57V56H69ZM111 57V56H110ZM190 57V56H189ZM194 57V56H193ZM56 58V57H55ZM83 58V57H82ZM85 58V57H84ZM90 58V57H89ZM94 58V57H93ZM219 58V57H217ZM240 58V57H239ZM244 58V59H243ZM2 59V57H1ZM57 59V58H56ZM55 59V60H56ZM64 59V58H62ZM66 59V58H65ZM92 59V58H91ZM90 59V60H91ZM108 59V57H107ZM111 59V58H110ZM185 59V60H186ZM207 59H210L209 57H207ZM214 59V57H213ZM216 59V58H215ZM221 59V58H220ZM252 59V57H251ZM71 60H73V58H71ZM80 60V59H79ZM88 60V59H86ZM100 60V59H99ZM105 59L103 58L102 61H104ZM206 60V58H205ZM217 60V59H216ZM262 60V61H261ZM5 61V60H4ZM92 61V60H91ZM90 61V62H91ZM94 61V59H93ZM107 61V60H105ZM227 61V62H228ZM252 61H254L252 59ZM68 62V59H67ZM97 62V61H96ZM94 62V63H96ZM101 62V61H100ZM98 61V63L94 64L97 65L100 63ZM109 62V61H107ZM105 62V63H107ZM203 62V61H202ZM213 62V60L211 61ZM218 62H221L218 59ZM228 62V63H229ZM250 62V63H249ZM63 64H66L65 62H62ZM103 63V62H102ZM145 63H150V66L147 68H143ZM204 63V62H203ZM209 63V62H208ZM6 64V62H5ZM13 64V63H12ZM53 64V62H52ZM112 64V63H111ZM207 62L204 64V67L206 68ZM216 64V61L215 63ZM4 64H2L3 66ZM79 65V63L77 64ZM100 65V64H99ZM199 65V63H198ZM209 65V64H208ZM217 65V64H216ZM224 65V63H223ZM243 70V76H241V67ZM260 65V66H259ZM6 66V65H5ZM67 66V65H66ZM69 66V65H68ZM67 66V67H68ZM80 66V65H79ZM112 66V65H111ZM195 66V65H194ZM193 66V68H195ZM215 66V65H214ZM221 66V65H220ZM218 66V67H220ZM11 67V66H10ZM14 67V66H13ZM12 67V68H13ZM64 67V66H63ZM65 67V68H67ZM96 67V66H95ZM211 67H213L211 65ZM7 68H9L7 66ZM17 68V66H16ZM19 68V67H18ZM25 68V67H24ZM83 68V67H82ZM209 68V67H207ZM206 68V69H207ZM215 68V67H214ZM14 69V68H13ZM20 69V68H19ZM23 69V68H22ZM60 69V68H59ZM71 69V67H70ZM203 69V66H202ZM212 69V68H209ZM221 69V68H219ZM218 69V70H219ZM12 70V69H11ZM46 70V69H45ZM49 70V69H47ZM63 70V69H62ZM69 70V69H67ZM76 70V69H75ZM205 69H203L204 72ZM18 71H22V70H18ZM70 71V70H69ZM94 71V70H93ZM114 71V70H113ZM209 71V70H207ZM213 71V70H211ZM210 71V73H211ZM217 71V70H215ZM214 71V72H215ZM13 72V71H11ZM46 72V71H45ZM60 72V70H59ZM58 72V73H59ZM69 74L67 71H62L60 74L64 75V73ZM79 72V71H78ZM86 72V71H85ZM111 72V71H110ZM220 72V71H219ZM6 73V72H5ZM9 73V72H7ZM22 73V72H21ZM76 74V71L74 72ZM153 73H157L158 76L153 77L152 75ZM186 73V74H185ZM207 73L205 71V74H210ZM251 73V74H252ZM262 73V72H261ZM11 74V73H10ZM20 74V73H19ZM66 74V76H67ZM74 74V75H75ZM78 74V73H77ZM95 74V73H94ZM105 74V73H104ZM156 74V75H157ZM213 74V72L211 73ZM217 74V72H216ZM2 75V74H1ZM15 74L12 73L13 76ZM22 75V74H20ZM18 75V76H20ZM73 73L70 71L69 74V78L71 79H65L68 80L70 82V80H72V76ZM80 75V74H78ZM100 75V74H99ZM215 75V74H214ZM65 76V75H64ZM76 76V75H75ZM82 76V75H81ZM208 76V75H207ZM213 76V75H212ZM211 76V77H212ZM44 78V76H41ZM62 79V76H60ZM68 77V76H67ZM80 77V76H79ZM86 77V76H84ZM210 77V76H209ZM21 78V77H19ZM18 78V79H19ZM46 78V77H45ZM59 78V76H58ZM66 78V77H65ZM199 80L201 77H198ZM212 78H215V76H213ZM211 78V80H212ZM15 79V77H14ZM50 79V78H49ZM64 79V78H63ZM99 79V78H98ZM95 80V82L101 87V83L99 82V80ZM106 79V78H105ZM203 79V78H202ZM44 80V79H43ZM46 80V79H45ZM51 80V79H50ZM109 80V79H108ZM112 80V79H111ZM197 79V81H199ZM210 80V79H209ZM210 80V82L212 83V81ZM222 80V79H221ZM60 81V80H59ZM63 81V80H62ZM73 81V80H72ZM85 81V80H84ZM88 81V80H87ZM46 82V81H45ZM48 82V81H47ZM50 82V81H49ZM57 82V81H55ZM74 82H77L74 79ZM83 82V80H82ZM196 81H194L195 83ZM208 82V83H210ZM222 82V81H221ZM244 82V81H243ZM3 83V82H2ZM10 83V82H9ZM44 83V82H43ZM67 83V81H66ZM71 83V82H70ZM67 83V84H70ZM100 83V84H99ZM108 83V82H107ZM190 83V84H189ZM192 83V85L194 84ZM247 83V82H246ZM257 83V82H256ZM1 84V83H0ZM6 84V83H5ZM47 84V83H44ZM197 84V82L195 83ZM195 84L193 86H195ZM262 84V83H261ZM2 85V84H1ZM50 85V84H49ZM57 85V83H56ZM93 86L95 85L92 84ZM95 85L96 89L97 86ZM191 85V86H192ZM209 85V84H208ZM224 85V84H223ZM5 86V85H4ZM51 86V85H50ZM49 86V87H50ZM55 86V85H54ZM64 82H59V87L63 88ZM92 86V87H93ZM185 86V87H184ZM190 86V87H191ZM228 86V85H227ZM260 86V85H259ZM263 86H264V82H263ZM262 86V87H263ZM94 87V88H95ZM105 87V86H104ZM103 87V88H104ZM189 87V88H190ZM10 88V87H9ZM48 88V87H47ZM65 91L64 93L69 90V89H73L71 88H67L65 87ZM92 88V89H94ZM255 88V87H254ZM257 88V87H256ZM44 89V88H43ZM51 89V88H50ZM106 89V88H105ZM103 89V91L105 90ZM188 88H186L187 90ZM253 89V88H252ZM10 90V89H9ZM203 90V89H202ZM207 90V89H206ZM4 91V90H3ZM45 91V90H44ZM49 91V90H48ZM55 91V88H54ZM93 91V90H92ZM106 91V90H105ZM194 91V90H193ZM198 91V90H197ZM201 91V90H200ZM205 91V90H204ZM40 92V91H39ZM47 92V91H46ZM53 92V91H52ZM51 92V94H52ZM62 92V91H61ZM60 92V93H61ZM83 92V91H82ZM4 93V92H3ZM38 93V92H37ZM43 93V91H42ZM45 93V92H44ZM57 93V92H56ZM57 93V94H60ZM67 93H69V91H67ZM66 93V94H67ZM95 93V91L93 92ZM96 93H99L96 91ZM239 93V92H238ZM237 93V94H238ZM47 94V93H46ZM54 94V93H53ZM74 94V93H73ZM72 94V97H73ZM92 94V93H90ZM88 94V95H90ZM185 94V93H184ZM228 94V93H226ZM242 94V93H241ZM40 95V94H39ZM77 96V93L75 94ZM74 95V96H75ZM87 95V96H88ZM94 95V94H92ZM4 96V95H3ZM38 96V95H37ZM35 98H42L44 95L39 96ZM49 96V95H48ZM47 96V100L48 97ZM65 96V95H64ZM69 96V94H68ZM95 96V95H94ZM93 96V97H94ZM187 96V95H186ZM5 97V96H4ZM52 97V96H51ZM79 97V96H78ZM85 97V96H84ZM214 97V96H213ZM59 98V97H58ZM65 98V97H64ZM91 98V97H90ZM197 98V97H196ZM4 99V98H2ZM35 99L34 101H32V103H36V101H38L37 103H40L38 100ZM44 99V98H42ZM46 99V98H45ZM61 99V98H60ZM135 100V102H137L134 105H129L130 103H128L129 100ZM193 99V98H192ZM199 99V98H197ZM236 99V98H235ZM66 100V99H65ZM77 100V99H76ZM83 100L85 101V99L83 98ZM94 100V98H92L90 101ZM200 100V99H199ZM214 100V99H213ZM237 100V99H236ZM243 100V99H241ZM7 101V100H6ZM51 101V100H50ZM88 101V102H90ZM198 101V100H197ZM12 102V101H11ZM49 102V101H48ZM72 102V101H71ZM75 102V101H74ZM73 102V103H74ZM79 102V100H78ZM10 103V102H9ZM42 103V101H41ZM50 103V102H49ZM83 104H86L84 102H82ZM95 103V104H94ZM128 103V104H127ZM211 103V102H210ZM244 103V102H242ZM1 104V103H0ZM6 104V103H5ZM33 104V106H34ZM55 104V103H53ZM51 103V105H53ZM60 104V103H59ZM63 104V103H62ZM66 104V103H65ZM68 104V103H67ZM37 105V104H35ZM45 105V104H44ZM77 105V104H76ZM75 103H74V112H72L71 110H69L70 112H72L73 114L75 113ZM79 105L81 106V102L79 103ZM78 105V106H79ZM79 106V108H80ZM86 106V105H84ZM43 107V105H42ZM77 107V106H76ZM196 107V106H195ZM41 108V107H39ZM47 108V107H46ZM46 108H42L41 110H45ZM59 108V106H58ZM73 108V107H71ZM85 108V107H84ZM86 108H88L86 106ZM95 108V107H94ZM93 108V109H94ZM100 108V109H99ZM197 108V107H196ZM210 108V110H211ZM35 109V107H34ZM91 109V108H90ZM92 109V111H94ZM204 109V108H203ZM40 110V109H39ZM50 110H53L52 108ZM58 110V109H57ZM62 110V109H61ZM78 110V109H77ZM83 110V108L81 107L78 111ZM85 110V109H84ZM83 110V111H84ZM89 110V108L87 109ZM96 110V108H95ZM212 110V111H213ZM31 110H29L30 112ZM36 111H38V108L35 110V114ZM47 111V110H45ZM66 111V110H65ZM91 111V110H90ZM179 111H181L182 113H180ZM204 111V110H203ZM42 111H38V116L40 117L42 115L41 113ZM51 112V111H50ZM49 112V113H50ZM68 112V113H70ZM87 113H85L86 115L88 113H92L89 111H86ZM193 112H196L195 110ZM216 112V111H215ZM2 113V112H1ZM6 113V111H5ZM32 113V112H30ZM46 113V112H45ZM53 113V111H52ZM66 113V112H65ZM79 114V112H77ZM76 113V114H77ZM94 113V112H93ZM124 113V114H123ZM9 114V112H8ZM34 114V113H32ZM31 114V115H32ZM41 114V115H40ZM37 115V114H36ZM44 115V113H43ZM55 115V114H54ZM59 115V114H58ZM62 115V113H61ZM66 115V114H65ZM70 114H68L69 116ZM84 115V114H83ZM81 115V116H83ZM84 115L83 118L86 116ZM99 115V118H100ZM204 115V114H203ZM262 115V119L261 116ZM9 116V115H8ZM76 116V115H75ZM2 116L0 115V118ZM4 117V115H3ZM6 117V116H5ZM37 117V116H36ZM39 117L35 118L37 119L36 121H38ZM62 117V116H61ZM80 117V114H79ZM78 117V118H79ZM88 117H92V114H89ZM87 117V118H88ZM68 118V117H67ZM94 118H98V117H93ZM98 118V120H99ZM30 119V118H29ZM32 119L33 116H32ZM61 119L60 117H57V120ZM70 119V116H69ZM73 119V118H72ZM85 119V118H84ZM11 120V119H9ZM31 120V119H30ZM81 120V119H80ZM80 120H77L80 122ZM86 120V119H85ZM87 120H91V119H87ZM96 120V119H95ZM94 120V121H95ZM7 121V120H5ZM62 121H66V117L65 119L63 118V120H61V122L59 121L58 123H62ZM69 121V120H68ZM100 121V120H99ZM0 122H2L0 120ZM4 122V120H3ZM10 122V121H9ZM33 122V121H32ZM42 122V128L45 129V131H49L51 132L52 130H56L58 128H62L61 126L59 127L58 124H55L52 119L49 117L48 114H46V116H43V120ZM70 122V121H69ZM72 122V121H71ZM85 121H82V123ZM88 122V121H87ZM97 122V120H96ZM39 123V122H36ZM65 123V122H64ZM68 123V122H67ZM73 123V122H72ZM78 123V122H77ZM76 123V124H77ZM91 123V122H90ZM93 123V122H92ZM1 124V123H0ZM3 124V123H2ZM14 124V125H15ZM31 124H35V123H31ZM66 124V123H65ZM70 123H68L67 125H69ZM189 124V125H188ZM191 127H188L190 126ZM205 124V123H204ZM11 125V123H10ZM38 125V124H37ZM58 125V126H57ZM64 125V124H63ZM79 125V124H78ZM97 125V124H96ZM29 126V125H28ZM33 126V125H32ZM31 126V127H32ZM73 126V125H72ZM86 126V125H85ZM30 127V126H29ZM30 127V128H31ZM39 127V126H37ZM36 127V128H37ZM65 127V126H64ZM71 127V126H69ZM99 127V126H98ZM102 127V126H101ZM106 127V126H105ZM235 127V126H234ZM35 128V127H34ZM72 128V127H71ZM96 128V127H95ZM107 128V127H106ZM4 129V128H3ZM105 129V128H104ZM108 129V128H107ZM207 129V128H206ZM228 129V128H227ZM1 130V129H0ZM6 130V129H5ZM38 130V129H37ZM60 130V129H59ZM63 130V129H62ZM68 130V128H67ZM72 130V129H71ZM85 130V129H84ZM89 129H87L88 131ZM93 130V129H91ZM106 130V129H105ZM212 130V129H211ZM209 130V131H211ZM3 131V130H2ZM10 131V130H9ZM33 131V128H32ZM44 131V130H43ZM78 131V130H77ZM95 131V130H94ZM104 131V130H103ZM208 131V132H209ZM229 131V132H230ZM5 132V131H4ZM8 132V131H7ZM66 132V131H65ZM108 132V131H107ZM215 132V131H214ZM217 132V131H216ZM6 133V132H5ZM10 133V132H9ZM72 133V132H71ZM3 134V133H2ZM68 134V133H67ZM66 134V135H67ZM78 133H76L77 135ZM94 134V133H93ZM101 134V133H100ZM106 134V133H104ZM48 135V134H47ZM68 135H73V134H68ZM98 135V134H97ZM1 136V135H0ZM5 136V135H4ZM38 136V137H37ZM58 136V135H57ZM62 136V135H61ZM68 137V136H67ZM104 137V135L102 136ZM248 137V138H249ZM1 138V137H0ZM59 138V137H57ZM101 138V137H100ZM247 138V139H248ZM7 139V138H6ZM5 139V140H6ZM14 139V138H13ZM11 139V140H13ZM49 139V138H48ZM56 139V138H55ZM64 139V138H63ZM66 139V138H65ZM68 139V138H67ZM215 139V140H214ZM51 140V139H50ZM49 140V141H50ZM57 140V139H56ZM14 141V140H13ZM35 141H39L37 142L38 144H36ZM51 141H55V140H51ZM65 141V140H64ZM102 141L104 142L105 140L102 138L101 140L98 138V141ZM106 141L104 143H106ZM111 141V142H110ZM247 141V140H246ZM61 142V141H60ZM101 142V143H102ZM5 143V142H4ZM62 143V142H61ZM14 144V142H13ZM59 144V143H58ZM57 144V145H58ZM100 144V143H99ZM64 145V143L62 144ZM224 145V147H223ZM238 145V146H237ZM101 146V144H100ZM103 146V143H102ZM9 147V146H8ZM45 147V146H44ZM51 147V146H50ZM70 147V146H69ZM74 147V146H73ZM76 147V146H75ZM79 147V146H77ZM108 147V145H107ZM246 149H245V148ZM261 147V146H260ZM264 147V146H263ZM4 148V147H3ZM53 148V147H52ZM59 148V147H58ZM67 148V147H66ZM71 148V147H70ZM69 148V149H70ZM223 148H227V153H223L221 149ZM2 149V148H1ZM57 149V148H56ZM83 149V148H82ZM87 149V148H85ZM84 149V150H85ZM90 149V148H89ZM88 149V151H89ZM11 150V149H10ZM17 150V149H16ZM55 150V149H54ZM75 150V149H74ZM80 150V148H79ZM224 150V149H223ZM263 150V149H262ZM8 151V150H7ZM60 155L64 154L65 152V160H69V156L72 155L73 157V152L69 153L67 152V150L61 148L60 150ZM76 151V150H75ZM74 151V152H75ZM78 151V150H77ZM87 151V150H85ZM91 151V150H90ZM261 151V150H260ZM80 151H78L79 153ZM82 152V151H81ZM257 152L258 149H257ZM263 152V154H262ZM6 153V152H3ZM13 153H18L13 151ZM22 153V152H21ZM44 153V152H43ZM83 153V152H82ZM86 153V152H85ZM2 154V153H1ZM58 154V153H57ZM261 155H258V157L260 158V160L262 162H259V164H261V170L264 172V150L260 152ZM20 155V154H18ZM41 155V154H40ZM76 155V154H74ZM84 155V154H82ZM2 156V155H1ZM5 156V155H4ZM10 156V155H9ZM62 156V155H61ZM79 156V155H76ZM75 156V157H76ZM257 158V155H255ZM16 157V156H15ZM23 157V156H22ZM30 157V156H29ZM35 157V156H34ZM42 157V156H41ZM58 157V156H56ZM86 157V156H84ZM241 157V161L238 163V158ZM251 157V156H250ZM36 158V157H35ZM39 158V157H38ZM61 158V157H60ZM257 158V159H259ZM19 159V158H18ZM21 159V158H20ZM30 159V158H29ZM34 159V158H33ZM32 159V160H33ZM62 159V158H61ZM64 159V158H63ZM78 159V158H77ZM81 159V158H80ZM86 159V158H85ZM24 160V159H21ZM38 160V159H37ZM43 160V159H41ZM57 160V159H55ZM59 160V159H58ZM84 160V159H83ZM8 161V160H7ZM6 161V162H7ZM14 161V160H12ZM27 161V160H26ZM74 161V160H73ZM86 161V160H84ZM90 161V160H88ZM3 162V160H2ZM36 162V160H35ZM55 162V161H54ZM62 162V161H61ZM72 162L71 160H69L67 163ZM20 163V162H19ZM24 163V162H21ZM27 163V162H26ZM25 163V164H26ZM58 163V162H57ZM64 163V162H63ZM90 163V162H89ZM155 163H159L161 165H163L164 167H168L170 170L168 173H165L164 175L159 174H154L150 177H144V171H146V168H148L150 165L155 164ZM246 163V162H244ZM28 164V163H27ZM35 164V163H34ZM33 163L31 164L34 165ZM38 164V163H37ZM56 164V163H55ZM53 165V170H54V166ZM60 164V163H59ZM85 164V163H84ZM248 164V163H247ZM258 164V161H257ZM30 165V164H29ZM58 165V164H57ZM75 165V164H74ZM79 165V164H78ZM87 165V164H86ZM97 165V164H96ZM158 165V164H157ZM254 165V164H253ZM12 166V165H11ZM14 166H16L14 164ZM12 166V167H14ZM19 166V165H18ZM27 166V165H25ZM29 167L28 169H31L32 167ZM40 166V165H39ZM38 166V167H39ZM43 165L41 164V167ZM45 166V165H44ZM50 168L52 167V165H49ZM77 166V165H76ZM82 166V164H81ZM80 166V167H81ZM89 166V165H87ZM92 166V165H90ZM154 166V165H153ZM248 166V165H247ZM250 166V165H249ZM21 167V166H20ZM35 167V166H34ZM37 167V168H38ZM58 167V166H57ZM64 167V166H63ZM83 167V166H82ZM163 167V168H164ZM258 167V166H257ZM1 168V166H0ZM6 168L9 172L8 174H10V170L11 167L9 165L3 167ZM2 168V169H3ZM19 169V167H17ZM74 168V167H73ZM79 168V167H78ZM77 168V169H78ZM90 168V167H89ZM103 168L104 171H101V169ZM162 168V169H163ZM259 168V167H258ZM4 169V170H6ZM24 169V167H23ZM44 171V168H42ZM51 169V170H52ZM72 168H70L69 171H71ZM76 169V168H74ZM76 169V170H77ZM84 169V168H83ZM125 169V170H124ZM149 169V168H148ZM151 169V168H150ZM245 169V168H244ZM250 169V168H249ZM27 170V169H26ZM34 171V168L32 169ZM36 170V169H35ZM50 170V169H49ZM63 170V169H62ZM81 170V169H80ZM91 170V169H90ZM99 170V171H98ZM152 170V169H151ZM12 171V170H11ZM31 171V170H30ZM37 171V170H36ZM42 171V170H41ZM42 171V172H43ZM66 171V170H64ZM79 171V170H78ZM167 171V170H166ZM165 171V172H166ZM227 171V170H226ZM230 171V172H231ZM261 171V172H262ZM1 172V170H0ZM19 172V171H18ZM17 172V173H18ZM28 173V171H26ZM54 172V171H53ZM92 171H90L91 174ZM94 172V173H95ZM151 172V171H150ZM228 172V171H227ZM22 173V172H19ZM32 173V171H31ZM41 173V172H40ZM39 173V174H40ZM59 173V172H58ZM74 173V172H72ZM88 173V172H87ZM237 173V174H238ZM25 173H23L24 175ZM33 174V173H32ZM35 174V172H34ZM38 174V173H37ZM62 174V172H61ZM68 174V173H67ZM86 174V173H85ZM148 174V172H147ZM153 174V173H152ZM237 174H235L236 176H238ZM244 174V173H243ZM1 175V174H0ZM15 175V173H14ZM17 175V174H16ZM19 175V174H18ZM21 175V174H20ZM30 175V174H29ZM74 175V174H73ZM93 178H95V174H93ZM91 175V176H92ZM3 176V175H2ZM1 176V177H2ZM26 176V174H25ZM31 176V175H30ZM36 176V174H35ZM40 176V175H39ZM43 176V174H42ZM57 176V175H56ZM59 176V175H58ZM57 176V177H58ZM76 176V174H75ZM84 176V175H83ZM90 176V177H91ZM235 176V177H236ZM242 176V175H241ZM261 176V175H259ZM17 177V176H16ZM34 177V176H32ZM30 177V178H32ZM56 177V178H57ZM79 178H81V175H78ZM234 177V179H236ZM239 177V176H238ZM7 178V176H6ZM5 178V179H6ZM10 178V177H9ZM18 178V177H17ZM20 178V176H19ZM23 178V176H22ZM35 178V177H34ZM40 180L42 177H39ZM39 178L38 181H39ZM49 178V177H48ZM62 179H64V177H61ZM66 178V177H65ZM74 178V177H73ZM84 178V177H83ZM92 178V177H91ZM98 178V177H97ZM97 178L94 179L98 180ZM263 178V177H260ZM21 179V178H20ZM25 179V178H24ZM68 179V177H67ZM75 179V178H74ZM233 178L232 180L230 179V181H235ZM11 180V179H10ZM19 180V179H17ZM31 179H29L30 181ZM32 182H35L34 179H32ZM65 180V179H64ZM63 180V181H64ZM77 180V177H76ZM91 180V179H90ZM133 180H136L137 182L135 183L136 186V193L134 192V190H132V186L130 185V183H132ZM229 180V179H228ZM13 181V180H12ZM24 181V180H22ZM27 181V179H26ZM24 181V182H26ZM69 181V180H67ZM11 182V181H10ZM17 182V181H16ZM19 182V181H18ZM28 182V181H27ZM57 182V180H56ZM90 182V181H89ZM88 182V183H89ZM96 182V181H95ZM8 183V182H7ZM22 183V182H21ZM20 183V184H21ZM37 183V180L36 182ZM34 183V186H35ZM87 183V184H88ZM94 183V182H93ZM90 184V185H93ZM225 183V182H224ZM10 184V183H8ZM27 184V185H26ZM25 185L28 186V184L30 183H26ZM56 184V183H55ZM69 184V183H68ZM95 184V183H94ZM134 183H132L133 185ZM226 184V183H225ZM7 185V184H5ZM23 185V184H22ZM32 185V184H31ZM59 185V184H58ZM89 185V186H90ZM215 185V187H214ZM1 186V185H0ZM54 186V185H53ZM88 185H86L87 187ZM234 186V185H233ZM6 187V186H5ZM4 187V188H5ZM8 187V186H7ZM17 187V186H15ZM31 187V186H30ZM33 187V185H32ZM134 187V186H133ZM222 187V186H221ZM223 187L226 188V186L224 185ZM22 188V186H21ZM25 188V187H24ZM28 187H26L27 189ZM53 189V187H51ZM62 188V187H61ZM29 189V188H28ZM58 189V188H57ZM60 189V188H59ZM90 189V188H88ZM220 189V188H219ZM17 190V189H15ZM23 190V189H22ZM56 190V189H55ZM91 190V189H90ZM228 190V189H223ZM9 189H3L0 191V264H24V263H20L21 258L24 257L25 255V251L27 250V244H28V240H25L24 238H28L31 234V230H28L26 228V226L30 225H26V220L24 221L22 219V217H20L18 213L21 212V207L19 208V202H15V199L17 198V194H10L11 192H9ZM14 191V190H13ZM21 191V189L19 190ZM29 191V190H28ZM33 191V190H32ZM31 191V192H32ZM83 191V190H82ZM96 191V190H95ZM136 195H133L134 193ZM221 191V189H220ZM223 191V192H224ZM12 196L6 200H3L2 195H8V193ZM37 192V191H36ZM54 192V191H53ZM60 192V191H59ZM99 192V191H96ZM99 192V193H100ZM106 192V191H105ZM104 192V193H105ZM226 192V191H225ZM30 193V191H29ZM85 193V192H84ZM32 194V193H31ZM29 194V196L31 195ZM58 194V193H57ZM86 194V193H85ZM89 194V195H88ZM20 195V194H19ZM22 195V194H21ZM25 195V194H24ZM36 195V194H35ZM38 195V194H37ZM67 195V194H66ZM71 195L73 196V194L71 193ZM90 196V193H87L85 196ZM99 195V194H98ZM101 195V194H100ZM105 195V194H104ZM225 197L228 196L227 192L226 194H224ZM28 196V195H27ZM42 196V195H41ZM56 196V195H55ZM84 196V197H85ZM93 196V195H92ZM136 196V197H135ZM23 197V195H22ZM99 197V196H98ZM104 197V196H102ZM28 198V197H27ZM41 198V197H40ZM70 198V197H69ZM72 198V197H71ZM90 198V197H89ZM93 199V197H91ZM96 197H94L93 200H95ZM106 198V197H105ZM104 198V199H105ZM109 198H107L106 200L108 201ZM21 200V198H19ZM24 199V198H23ZM31 199V198H30ZM29 199V200H30ZM88 199V197H87ZM33 200V199H32ZM31 200V201H32ZM37 199L34 198V201H36ZM67 200V199H66ZM89 200V199H88ZM87 200V201H88ZM98 200V203L100 202L99 199L96 198V201ZM105 200V201H106ZM225 200V199H224ZM25 201V200H24ZM48 201V200H47ZM52 201V200H51ZM82 201V200H81ZM86 201V203H87ZM90 201V200H89ZM86 204L89 205L90 203ZM102 202L104 200H101ZM112 201V200H111ZM22 202V201H21ZM39 202V200H38ZM59 202V200L57 201ZM63 202V201H62ZM85 202V201H84ZM93 202V201H91ZM95 202V201H94ZM93 202V203H94ZM24 203V202H23ZM30 203L31 202H27ZM27 203H24L27 204ZM37 203V202H36ZM40 203V202H39ZM43 203V202H41ZM60 203V202H59ZM58 203V204H59ZM65 203V202H64ZM67 203V202H66ZM80 203V202H79ZM93 203H91L93 206H95ZM96 203V202H95ZM97 203V204H98ZM227 203V201H226ZM38 204V203H37ZM36 204V205H37ZM82 204V203H80ZM83 204V205H85ZM90 204V205H91ZM21 205V203H20ZM23 205V206H24ZM29 205V204H28ZM28 205H25L28 206ZM34 205V204H33ZM32 205V206H33ZM44 205V204H43ZM61 205V204H60ZM66 205V204H65ZM109 205V204H108ZM107 205V206H108ZM143 205H146L147 207L144 208ZM154 205L157 206V209H155V207H153ZM56 206V205H55ZM82 206V205H81ZM90 206V207H93ZM99 206V205H98ZM102 206V205H101ZM105 205V207H103L104 209L107 207ZM29 207V206H28ZM80 207V205H79ZM229 207V206H228ZM37 208L38 205H37ZM83 208V207H82ZM86 207H84L83 210H85ZM109 208V207H108ZM225 208V207H224ZM77 209V208H75ZM74 209V210H75ZM89 210V208H86ZM110 209V210H111ZM153 209H155L153 211ZM228 209V208H227ZM35 210V209H34ZM80 210V208H79ZM108 210V209H107ZM26 211V210H25ZM32 211V210H31ZM71 211V210H70ZM77 211V210H76ZM86 211V210H85ZM84 211V213H85ZM106 211V210H105ZM23 212V211H22ZM21 212V213H22ZM33 212V211H32ZM30 212V213H32ZM36 212V211H35ZM33 212V214L35 213ZM86 212V213H87ZM97 212V211H95ZM154 212V215L152 216L151 214ZM229 212V211H228ZM29 213V214H30ZM50 213V212H49ZM53 213V212H52ZM85 213V214H86ZM92 213V212H91ZM146 213V214H145ZM24 214V213H22ZM26 214V213H25ZM30 214V215H33ZM58 214V213H57ZM82 214V212L80 213ZM90 213H88L89 215ZM94 213H92L93 215ZM35 215V214H34ZM33 215V216H34ZM50 215V214H49ZM73 215V214H71ZM87 215V214H86ZM23 216V215H22ZM28 216V215H26ZM81 216V215H80ZM231 217V215H229ZM59 217V216H58ZM86 217V216H85ZM95 217V216H94ZM99 217V216H98ZM80 218V217H79ZM82 218V217H81ZM97 218V217H96ZM95 218V219H96ZM112 218V217H111ZM227 218V217H225ZM35 219V218H34ZM46 219V218H45ZM51 219V218H50ZM78 219V218H76ZM83 219V218H82ZM86 219V218H84ZM29 220V219H28ZM27 220V222H28ZM48 220V219H47ZM87 220V219H86ZM94 220V218H93ZM93 220L90 219V221L92 222ZM224 220V219H223ZM35 221V220H34ZM51 221V220H50ZM88 220V223L90 222ZM95 221V220H94ZM98 221V220H97ZM227 220H225L224 222H226ZM31 221L29 220V223ZM87 222V221H85ZM112 222V221H111ZM223 222V221H222ZM223 222V223H224ZM33 223V221H32ZM35 223V222H34ZM33 223V224H34ZM228 223V221H227ZM235 223V222H234ZM32 224V225H33ZM81 224V223H80ZM83 224V222H82ZM86 224V223H85ZM92 224V223H91ZM126 224V223H125ZM123 224V225H125ZM143 225V229L145 231V227ZM91 226V225H90ZM97 226V225H96ZM135 226V225H134ZM236 227V225H234ZM38 227V226H37ZM126 227V226H125ZM130 226H128L129 228ZM31 229L33 228V226L30 227ZM29 228V229H30ZM239 228V227H238ZM94 229V228H93ZM181 229L183 231L182 232ZM88 230V229H87ZM86 232V231H85ZM110 232V231H109ZM170 232H174L173 235V240L169 239L170 242H168L167 244H157L156 240H158V237H160L161 235L164 236V234H169ZM241 233V232H240ZM35 234V233H34ZM33 234V235H34ZM87 234V233H86ZM104 234V233H103ZM171 234V233H170ZM173 234V233H172ZM171 234V235H172ZM239 234V233H238ZM243 236V233H241ZM170 235V236H171ZM224 235V234H222ZM228 235V234H227ZM88 236V235H87ZM225 236V235H224ZM247 236V235H246ZM245 237V235L243 236ZM55 238V237H54ZM161 238V237H160ZM163 238V237H162ZM161 238V239H162ZM169 237L167 236V239ZM171 238V237H170ZM230 238L228 236L225 237V241ZM234 240L238 241V238L233 237ZM92 239V238H91ZM94 239V238H93ZM175 239V240H174ZM7 240H9L10 242H8ZM33 240V239H32ZM35 240V239H34ZM242 240V239H241ZM246 240V238L244 239ZM30 241V240H29ZM156 241V242H155ZM166 242V240H164ZM163 241V242H164ZM168 241V240H167ZM90 242V241H89ZM93 241H91L92 243ZM160 242V241H159ZM239 242H243V241H239ZM71 244V243H70ZM241 244V243H240ZM236 245V244H235ZM244 245V244H242ZM56 246V245H55ZM54 246V247H55ZM232 246V245H230ZM50 249L52 248L51 246H49ZM101 248V247H100ZM104 248V250H105ZM247 248V247H246ZM245 248V249H246ZM49 249V248H48ZM47 249V250H48ZM103 249V247H102ZM34 250V249H33ZM99 250V248L97 249ZM103 250V251H104ZM118 251H123L121 252V254L117 253ZM133 250L132 253H130V256H128V251ZM139 250L142 251L141 254H139ZM188 250V251H189ZM228 252L229 249H226ZM247 250V249H246ZM94 251V249H93ZM92 251V252H93ZM101 251V250H100ZM192 251L189 253L191 254ZM233 252V251H232ZM234 252H237L234 251ZM245 253V250L243 251ZM231 253V252H229ZM29 254V253H28ZM49 254H50V250H49ZM99 254V253H97ZM232 254V253H231ZM230 254V256H231ZM24 255V256H23ZM31 255V254H30ZM51 255V254H50ZM50 255L49 256L50 258ZM61 255V254H60ZM254 254H252L253 256ZM256 255V254H255ZM97 256V255H96ZM102 256L104 257L105 255L102 254ZM141 256V257H142ZM191 258V255H189ZM226 257V260L223 257ZM229 256V255H228ZM98 257V256H97ZM100 257V256H99ZM140 257V258H141ZM210 257V255H209ZM233 257V256H232ZM237 257V256H236ZM25 258V257H24ZM28 258V257H27ZM128 258H131V263H127ZM189 258V259H190ZM95 259V258H94ZM117 259H121V260H117ZM210 259V258H209ZM231 259V257H230ZM25 260V259H24ZM27 260V259H26ZM25 260V261H26ZM47 260V259H46ZM52 260V259H51ZM84 260V259H83ZM88 259L86 258V261ZM140 260V259H139ZM173 260V259H172ZM211 260V261H212ZM232 260V259H231ZM48 261V260H47ZM85 261V262H86ZM164 261V260H162ZM174 261V260H173ZM172 261V262H173ZM182 261V260H181ZM180 261V262H181ZM186 261V260H185ZM237 261V260H235ZM234 261V262H235ZM245 261V262H244ZM23 262V261H22ZM166 262V261H165ZM164 262V263H165ZM176 262V261H175ZM179 262V264H180ZM191 262V261H190ZM198 262L195 263L197 264ZM247 262H249L250 264H253L255 262H257L256 258H248L246 257V255L243 254V263L241 264H246ZM47 263V262H46ZM79 263V262H78ZM105 263V262H104ZM146 263V264H147ZM163 263V262H162ZM168 263L169 260H168ZM178 263V262H177ZM203 263V262H201ZM210 264V262H208ZM212 263V262H211ZM236 263V262H235ZM31 264V263H30ZM64 264V263H63ZM75 264V263H74ZM84 264V263H83ZM90 264H92V262H90ZM173 264V263H172ZM190 264V263H189ZM191 264H194L193 262ZM207 264V263H206ZM229 264V263H228ZM238 264V262H237ZM248 264V263H247ZM258 264V263H257Z\"/></svg>",
	"mask_w": 264,
	"mask_h": 264
}]
</instances>
